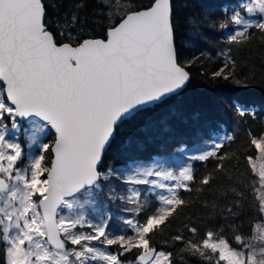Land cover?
Masks as SVG:
<instances>
[{
  "label": "snow or ice",
  "instance_id": "obj_1",
  "mask_svg": "<svg viewBox=\"0 0 264 264\" xmlns=\"http://www.w3.org/2000/svg\"><path fill=\"white\" fill-rule=\"evenodd\" d=\"M261 49L264 0H0V264H264V108L238 59ZM194 76L239 91L217 99L243 140L110 162L140 133L175 135L143 118ZM191 205L203 227L174 232Z\"/></svg>",
  "mask_w": 264,
  "mask_h": 264
},
{
  "label": "trees",
  "instance_id": "obj_2",
  "mask_svg": "<svg viewBox=\"0 0 264 264\" xmlns=\"http://www.w3.org/2000/svg\"><path fill=\"white\" fill-rule=\"evenodd\" d=\"M235 3L236 0H196V7L219 11L220 8L230 4L235 5ZM199 47L202 46L187 49L185 56L190 57L196 54ZM238 59L246 63L248 70L257 76L256 87L243 94L242 98L258 110L264 108V87L259 85L261 73H264V49L253 54H245ZM237 95H240L239 91L230 85L214 86L194 76L192 84L181 97L175 99L168 107L143 118V123L167 121L175 131L173 137H165L162 132L140 133L131 145L122 146L119 151L109 153L108 160L117 166L131 160H149L155 156L164 155L181 144L188 145L209 140L221 131L229 134L235 132L237 142L243 140L248 125L237 124L217 99L221 96L235 97ZM251 127L253 131H260L261 127H264V116H258L257 121ZM231 147L235 149L237 144H232ZM193 163L197 175H202L206 166L200 162ZM211 163L207 167H210ZM182 195L191 200L196 199L195 193L191 196L187 193H182ZM254 196L255 194L250 196L249 204ZM252 214L254 215V210ZM247 218L246 215L245 219ZM202 219H204L203 206L191 205L185 210L183 216L173 223L172 230L174 232L183 231L182 223L188 220L203 227L200 223Z\"/></svg>",
  "mask_w": 264,
  "mask_h": 264
},
{
  "label": "rangeland",
  "instance_id": "obj_3",
  "mask_svg": "<svg viewBox=\"0 0 264 264\" xmlns=\"http://www.w3.org/2000/svg\"><path fill=\"white\" fill-rule=\"evenodd\" d=\"M225 133V131H221V132H217L216 134L213 135V137L211 139H219V137L221 135H223ZM211 139L209 140H206V141H210ZM185 145V144H183ZM187 146V151L189 153H196V152H199V151H202L204 150L205 148H207L209 145L205 143V141H202V142H198V143H193V144H188L186 145ZM165 155V154H164ZM162 155H159V156H155L154 158L152 159H155V158H158ZM177 160L179 163H182L183 161L182 160H179L178 157H177ZM142 161H148V160H142Z\"/></svg>",
  "mask_w": 264,
  "mask_h": 264
}]
</instances>
